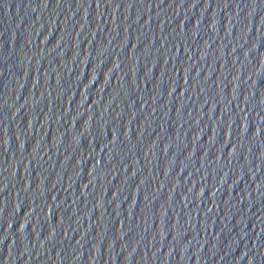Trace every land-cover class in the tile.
<instances>
[{
  "label": "water",
  "instance_id": "95a60500",
  "mask_svg": "<svg viewBox=\"0 0 264 264\" xmlns=\"http://www.w3.org/2000/svg\"><path fill=\"white\" fill-rule=\"evenodd\" d=\"M0 264H264V0H0Z\"/></svg>",
  "mask_w": 264,
  "mask_h": 264
}]
</instances>
